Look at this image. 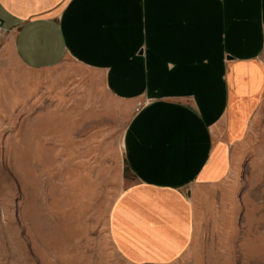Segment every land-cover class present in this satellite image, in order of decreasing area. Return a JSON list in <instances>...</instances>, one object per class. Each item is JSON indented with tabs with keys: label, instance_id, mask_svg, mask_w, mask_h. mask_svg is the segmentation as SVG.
<instances>
[{
	"label": "crops",
	"instance_id": "crops-1",
	"mask_svg": "<svg viewBox=\"0 0 264 264\" xmlns=\"http://www.w3.org/2000/svg\"><path fill=\"white\" fill-rule=\"evenodd\" d=\"M0 27L1 143L131 112L133 182L107 218L125 259H176L198 216L223 230L264 92V0H0Z\"/></svg>",
	"mask_w": 264,
	"mask_h": 264
},
{
	"label": "rangeland",
	"instance_id": "rangeland-1",
	"mask_svg": "<svg viewBox=\"0 0 264 264\" xmlns=\"http://www.w3.org/2000/svg\"><path fill=\"white\" fill-rule=\"evenodd\" d=\"M130 113L92 118L40 143L38 136L19 134L25 128L5 133L0 264H149L125 259L108 237L111 204L133 182L121 146ZM246 137L237 213L223 230L215 216H198L184 252L156 264H264V92Z\"/></svg>",
	"mask_w": 264,
	"mask_h": 264
},
{
	"label": "built area",
	"instance_id": "built-area-1",
	"mask_svg": "<svg viewBox=\"0 0 264 264\" xmlns=\"http://www.w3.org/2000/svg\"><path fill=\"white\" fill-rule=\"evenodd\" d=\"M0 29H1V27H0Z\"/></svg>",
	"mask_w": 264,
	"mask_h": 264
}]
</instances>
